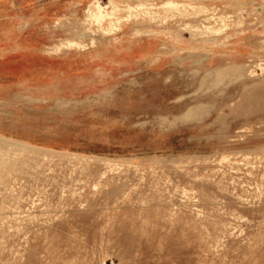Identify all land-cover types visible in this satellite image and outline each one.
I'll return each instance as SVG.
<instances>
[{
	"label": "rangeland",
	"instance_id": "rangeland-1",
	"mask_svg": "<svg viewBox=\"0 0 264 264\" xmlns=\"http://www.w3.org/2000/svg\"><path fill=\"white\" fill-rule=\"evenodd\" d=\"M162 1L0 0V264H264V0Z\"/></svg>",
	"mask_w": 264,
	"mask_h": 264
},
{
	"label": "bare ground",
	"instance_id": "bare-ground-1",
	"mask_svg": "<svg viewBox=\"0 0 264 264\" xmlns=\"http://www.w3.org/2000/svg\"><path fill=\"white\" fill-rule=\"evenodd\" d=\"M193 4L194 2H193V0H163L162 1V5H161V7H163V8H176L177 9V7L178 6H181L180 4ZM99 6V5H98ZM155 6H156V4H155ZM199 7H204L203 5H198ZM138 7H140V8H143V5H138ZM101 9V8H100ZM127 9L128 10H130L131 9V6L130 5H127ZM258 9V8H257ZM260 10V9H259ZM110 16V14L109 13H107V12H100L99 13V15L97 16V20H103V19H105V18H107V17H109ZM110 19V18H109ZM108 19V20H109ZM114 21V20H113ZM115 21H117V20H115ZM121 21V20H120ZM111 21H108V23H110ZM118 22V21H117ZM117 22L115 23V25L117 24ZM99 25H101V23L99 24ZM107 25V24H106ZM112 25V24H111ZM118 25V24H117ZM223 25V27H220V28H215V29H212V27L210 26V27H207V26H203L205 29H207V31L209 30V32H213V33H216V34H220V33H223L226 29H227V25L226 24H222ZM109 26V25H108ZM120 26V25H119ZM111 27V26H110ZM115 27V26H114ZM124 27V26H123ZM104 28V27H103ZM102 28V29H103ZM107 28V27H106ZM118 28V27H117ZM119 28H121V27H119ZM91 29V28H90ZM99 29V28H98ZM110 29H113V28H110ZM89 30V29H88ZM105 30V29H104ZM114 30H116V27H115V29ZM118 30V29H117ZM120 30V29H119ZM119 30H118V32H119ZM93 31H95V30H93ZM96 31H98L97 30V27H96ZM108 31V30H107ZM106 31V32H107ZM110 31V30H109ZM108 31V32H109ZM112 31V30H111ZM150 31H152V30H150ZM91 32V31H90ZM107 32V33H108ZM115 32V31H114ZM96 33V32H95ZM112 33V32H111ZM140 32L139 31H136V34H139ZM86 34V33H85ZM89 34V33H88ZM109 34V33H108ZM212 34V33H211ZM81 35V34H80ZM101 35V34H100ZM213 36V35H212ZM219 36V35H218ZM83 37V36H82ZM209 40V39H208ZM84 42V41H83ZM205 42V41H204ZM94 43V42H93ZM167 44V43H166ZM62 46H68V47H72V46H75L76 48L77 47H83V46H81L80 45V43H78V42H76V41H72V40H66L65 42H61L60 43V45H55V51L57 52V50H59V49H61L60 47H62ZM52 49V48H51ZM53 49V50H54Z\"/></svg>",
	"mask_w": 264,
	"mask_h": 264
}]
</instances>
